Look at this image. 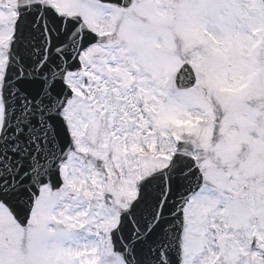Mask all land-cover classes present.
Masks as SVG:
<instances>
[{
    "label": "snow or ice",
    "instance_id": "6c2138e0",
    "mask_svg": "<svg viewBox=\"0 0 264 264\" xmlns=\"http://www.w3.org/2000/svg\"><path fill=\"white\" fill-rule=\"evenodd\" d=\"M0 264H264V0H0Z\"/></svg>",
    "mask_w": 264,
    "mask_h": 264
}]
</instances>
